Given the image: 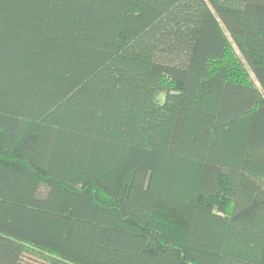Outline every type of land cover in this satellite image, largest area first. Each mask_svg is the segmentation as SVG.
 <instances>
[{"label":"trees","instance_id":"obj_1","mask_svg":"<svg viewBox=\"0 0 264 264\" xmlns=\"http://www.w3.org/2000/svg\"><path fill=\"white\" fill-rule=\"evenodd\" d=\"M0 264H264V0H0Z\"/></svg>","mask_w":264,"mask_h":264},{"label":"rangeland","instance_id":"obj_2","mask_svg":"<svg viewBox=\"0 0 264 264\" xmlns=\"http://www.w3.org/2000/svg\"><path fill=\"white\" fill-rule=\"evenodd\" d=\"M234 48H235V47H234ZM235 50H236V53L238 54V51H237L236 48H235ZM240 56H241V55H240ZM227 62H228V61H226V63H227ZM244 66H245L247 72L250 74V76H251L252 78H254V75L252 74V71L250 70V68L248 67V65H247L246 63H244ZM158 99H159L160 102L164 101V99H165V94H164V93H160Z\"/></svg>","mask_w":264,"mask_h":264}]
</instances>
